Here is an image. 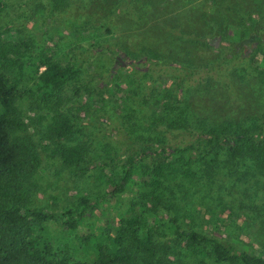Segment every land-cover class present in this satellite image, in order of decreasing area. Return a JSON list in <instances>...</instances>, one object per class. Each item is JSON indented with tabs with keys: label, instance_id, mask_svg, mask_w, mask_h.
<instances>
[{
	"label": "rangeland",
	"instance_id": "obj_1",
	"mask_svg": "<svg viewBox=\"0 0 264 264\" xmlns=\"http://www.w3.org/2000/svg\"><path fill=\"white\" fill-rule=\"evenodd\" d=\"M3 4L0 41L24 44V58L54 52L59 63L85 70L91 62L94 95L105 87L130 83L135 87L142 77L148 109L161 112L157 102L163 97L187 95L191 115L205 126L198 137L230 121L264 134V0H65L55 14L49 0H3ZM256 34L261 39L249 41ZM162 64L168 68L162 69ZM27 88L17 101L27 128L18 135L39 157L26 183L33 207L59 217L63 209L77 207L80 196H102L109 191L106 181L117 180L119 172L112 169L118 159L108 161L109 152L118 151L121 160L149 147L107 128L99 115L103 109L92 108L86 116L78 114L83 134L91 135L85 161L75 170L66 168L43 137L39 113L29 109ZM181 115L180 108L174 109L172 117ZM107 133L109 143L104 138ZM221 162L210 178H195L196 189L185 196L188 209L180 221L183 227L264 258V178L247 164L228 162L222 156ZM85 168L84 175H74ZM139 179L109 204L101 202L84 224L96 233L110 230L113 235L117 214L125 215L141 201ZM46 226L52 234H61L56 224ZM168 264L210 262L176 254Z\"/></svg>",
	"mask_w": 264,
	"mask_h": 264
},
{
	"label": "trees",
	"instance_id": "obj_2",
	"mask_svg": "<svg viewBox=\"0 0 264 264\" xmlns=\"http://www.w3.org/2000/svg\"><path fill=\"white\" fill-rule=\"evenodd\" d=\"M64 2L49 0L51 14ZM3 6L0 0V10ZM259 38L250 35L249 41ZM23 48L21 43L0 41V264H168L176 254L208 259L210 264H264L263 257L224 245L201 230L183 227L180 221L188 209L184 198L196 189L195 178H210L222 164L221 156L228 162L247 164L264 178V134L230 121L198 137L205 126L191 115L187 95L169 94L168 100L163 97L157 102L161 112L153 111L142 92V77L135 87L131 83L123 88L105 87L94 95L91 62L85 70L59 63L54 52L24 58ZM26 87L29 109L39 113L37 123L44 125L43 137L66 168L75 170L85 161L91 135L83 134L78 114L86 116L92 108L103 109L99 115L107 128L149 147L121 155V160L117 150L119 154L109 152L108 161H120L112 165L119 172L117 180L106 181L109 191L102 196H80L77 207L63 209L59 217L33 207L26 183L39 157L18 135L27 128L17 107ZM178 108L182 115L172 117ZM189 137L192 140L187 141ZM104 138L111 141L109 133ZM153 155L157 157L149 163ZM86 171L80 169L74 175ZM138 178L141 201L125 215L117 214L113 235L110 230L96 233L84 224L101 202L109 204ZM49 223L59 226L61 234H52L46 226Z\"/></svg>",
	"mask_w": 264,
	"mask_h": 264
}]
</instances>
